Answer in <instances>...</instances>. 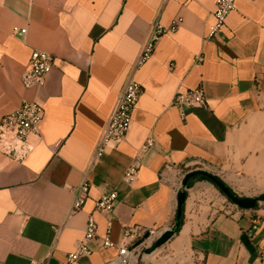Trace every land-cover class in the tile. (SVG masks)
<instances>
[{
  "label": "crops",
  "instance_id": "0c3cea01",
  "mask_svg": "<svg viewBox=\"0 0 264 264\" xmlns=\"http://www.w3.org/2000/svg\"><path fill=\"white\" fill-rule=\"evenodd\" d=\"M235 5L209 38L215 0H0V120L24 100L45 109L24 160L0 153V264H113L124 245L136 255L132 264L175 226L177 195L193 170L214 173L242 197L264 193V0ZM176 17L181 27L163 34L135 73L143 93L127 139L93 161L151 26ZM35 49L54 56L42 89L22 83ZM197 86L207 103L182 118L173 98ZM149 137L153 145L141 153ZM135 160L129 184L123 175ZM87 170L88 199L71 214ZM190 180L180 229L142 264H260L264 201L242 209L209 179ZM114 190L113 211L96 210ZM90 214L92 254L67 262ZM109 230L115 245L104 247Z\"/></svg>",
  "mask_w": 264,
  "mask_h": 264
},
{
  "label": "built area",
  "instance_id": "2783aa9c",
  "mask_svg": "<svg viewBox=\"0 0 264 264\" xmlns=\"http://www.w3.org/2000/svg\"><path fill=\"white\" fill-rule=\"evenodd\" d=\"M235 3L236 0H215L214 23L210 26L207 37L212 38L221 31L227 17L236 10ZM182 22V17H176L169 25H163L156 21L151 26L139 54L131 66L130 73L117 96L113 111L101 133L93 161L101 158L107 148L114 147L117 143L127 139L133 125L134 110L143 93V87L137 81L135 73L152 57L161 36L165 33L177 31L181 27ZM25 32L26 29L20 30L21 35ZM195 60L202 62L204 57L198 54L195 56ZM53 62L54 56L51 53L35 49L31 54L27 69L22 74L24 87L42 89L46 84L47 75L53 67ZM206 103L207 96L203 86L179 91L173 98V105L178 109L182 118H185L187 109L196 105L205 106ZM44 115V105L37 100H24L19 108L3 115L0 120V153L17 161L24 160L33 149V145L30 143V135L36 131L43 121ZM152 145L153 139L149 137L140 148V152H146ZM139 167L140 163L138 160L131 163L125 170L123 180L129 184L133 183ZM89 174L90 170H87L81 183L74 189L75 197L70 211L71 214L81 210L88 199L91 187ZM117 199V191H111L96 201L95 208L99 211L111 213ZM110 225L111 222H109V227ZM153 234L154 231H150V235ZM96 236L97 223L93 214H90L84 228V236L75 243L74 250L67 256V262H74L81 256L92 254L89 242L95 239ZM102 244L104 247H113L115 245L110 238V230L102 238ZM135 256V253L127 245H124L119 249V255L113 264H131ZM33 264H37V262L33 261ZM260 264H264V251Z\"/></svg>",
  "mask_w": 264,
  "mask_h": 264
},
{
  "label": "water",
  "instance_id": "95a60500",
  "mask_svg": "<svg viewBox=\"0 0 264 264\" xmlns=\"http://www.w3.org/2000/svg\"><path fill=\"white\" fill-rule=\"evenodd\" d=\"M195 176H202L209 179L233 204H235L239 208L253 209L259 202L264 201V193L259 197H242L239 195H235L231 192L229 186L214 173L201 169L190 171L185 175L181 185L182 188L177 195V215L175 226L173 228H169L162 231L158 236H156L151 241V243L146 248H144L143 252L137 255L136 261L132 264H142L143 257L145 255L153 253L155 250L163 246L177 234L179 230V222L182 216L183 205L187 196L186 190L189 187L188 182L191 178Z\"/></svg>",
  "mask_w": 264,
  "mask_h": 264
},
{
  "label": "trees",
  "instance_id": "16d2710c",
  "mask_svg": "<svg viewBox=\"0 0 264 264\" xmlns=\"http://www.w3.org/2000/svg\"><path fill=\"white\" fill-rule=\"evenodd\" d=\"M205 178V177H204ZM207 179V178H206ZM191 183V180L189 181V184ZM216 186V185H215ZM217 187V186H216ZM218 188V187H217ZM219 189V188H218ZM220 190V189H219ZM231 192L233 193V194H235V195H237L232 189H231ZM222 193V192H221ZM223 194V193H222ZM224 195V194H223ZM225 196V195H224ZM226 197V196H225ZM228 199V198H227ZM228 201H230L229 199H228ZM231 202V201H230ZM182 223H183V215L181 216V219H180V222H179V229H180V227H181V225H182Z\"/></svg>",
  "mask_w": 264,
  "mask_h": 264
}]
</instances>
